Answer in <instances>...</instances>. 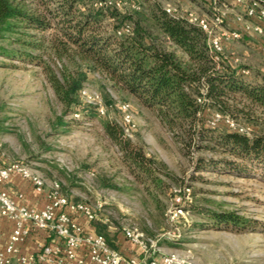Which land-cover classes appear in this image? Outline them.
Returning <instances> with one entry per match:
<instances>
[{
	"label": "rangeland",
	"instance_id": "obj_1",
	"mask_svg": "<svg viewBox=\"0 0 264 264\" xmlns=\"http://www.w3.org/2000/svg\"><path fill=\"white\" fill-rule=\"evenodd\" d=\"M124 1V11H132L134 4L139 3L147 11L149 4L144 0ZM159 1L166 7L201 14L211 11L206 0ZM228 9L237 12L240 8L231 5ZM221 10L227 9L222 6ZM26 30L34 35L28 38L43 44V48L27 50L50 62L59 74L65 64L73 68V62L60 60L54 54L52 37L56 30ZM8 36L0 38V45L18 48L20 45L14 38L22 36L21 33ZM225 53L241 58V67L251 71L247 78L264 82V53L260 49L251 50L242 41L230 40ZM84 87L107 108L106 115L65 114L64 105L41 65L0 54V158L23 160L36 167L47 179V187L59 181L62 193L69 199L84 201L95 209L97 217L88 223L112 242L123 238L124 227L135 225L148 236L164 233L160 240L162 252L177 250L198 264H264L263 169L254 165L245 173L222 163L211 164L223 158L239 159L219 149H200L177 140L154 109L115 87L100 71H88ZM124 101L131 104L136 123L132 140L143 142L147 154L164 162L170 172L160 173L161 186L138 178L123 160L119 147L106 135V120L122 125L120 102ZM206 111L205 118L209 119L215 110ZM228 115L239 130L264 134L263 110H257L251 117L243 112ZM214 127L231 129L224 121ZM207 142L211 144L208 140H200L199 144ZM203 157L207 163L200 165ZM104 180L116 187L104 185ZM185 182L191 185L194 199L186 216L172 223L167 216L172 189ZM206 209L235 211L251 220V224L245 227L216 224L203 214ZM178 234V239H170Z\"/></svg>",
	"mask_w": 264,
	"mask_h": 264
},
{
	"label": "trees",
	"instance_id": "obj_2",
	"mask_svg": "<svg viewBox=\"0 0 264 264\" xmlns=\"http://www.w3.org/2000/svg\"><path fill=\"white\" fill-rule=\"evenodd\" d=\"M95 1L0 0V38L11 33L22 35L14 38L18 48L0 45V54L41 65L65 114H99L96 105L82 99L81 90L88 71H100L115 87L154 109L177 140L200 149H219L239 159L223 158L211 164L222 163L245 173L254 165L264 170V134L213 127L205 118L206 107L198 102L205 89L207 107L230 115L243 112L251 117L257 110L264 111V82L240 74V68L229 58L215 62L206 34L184 18L169 14L159 0H144L149 3L147 11L140 3L139 8L124 11L112 6L98 7ZM128 25L130 32L118 34ZM26 29L56 30L52 37L54 54L60 60L73 62V68L65 64L59 74L50 62L27 50L43 48V44L28 38L34 35ZM104 129L137 177L161 186L160 173L170 174L166 164L148 155L144 143L126 136L117 122L106 120ZM200 140L211 144H199ZM203 163H207L204 157L199 164ZM103 183L116 187L108 180ZM203 214L216 224H251V220L235 211L206 209ZM108 241L114 247V242Z\"/></svg>",
	"mask_w": 264,
	"mask_h": 264
},
{
	"label": "built area",
	"instance_id": "obj_3",
	"mask_svg": "<svg viewBox=\"0 0 264 264\" xmlns=\"http://www.w3.org/2000/svg\"><path fill=\"white\" fill-rule=\"evenodd\" d=\"M124 0H96L98 7H117L123 9ZM239 7L235 13V21L240 27L230 28L227 23L226 9L229 6ZM210 14H201L194 10H181L175 6H165L166 11L176 18H184L189 23L198 26L207 37V44L213 60L217 63L229 58L234 66H238L239 73L245 76L250 74L249 68L241 67V58L236 55L228 56L225 53V45L230 40L241 41L251 33L261 38L260 49L264 53V25L253 21L264 20V0H209ZM134 7L139 6L134 4ZM130 32V26L118 30V34ZM82 98L96 105L100 115L107 113V108L100 100L93 97L85 87L81 90ZM209 99L206 90L198 96V102L205 109ZM123 112L122 127L126 136L133 138L136 123L131 112L129 102H120ZM202 111L200 112V114ZM226 122L231 129L250 134L249 130H239L228 114L215 110L208 122L216 126L219 122ZM13 174H20L29 180L34 189L39 193H46L47 202L42 208H33L21 202L22 193L14 196L9 191L0 188V215L10 218L14 227L6 247L0 251V264H12L13 256L19 252L18 244L22 242L30 232L31 227L43 228L52 232L49 243L44 244L40 250L28 254H18L20 264H198L177 250L162 252L160 240L163 234L148 236L135 225L123 228L127 239L136 243L142 250L143 257L126 256L113 247L107 238L95 231L88 232L84 226L76 220L78 215L84 216L91 222L97 217L95 209L84 201H73L62 193L59 181H54L47 187V179L34 166L23 160L6 161L0 158V183L8 180ZM194 196L192 187L188 182L175 186L172 189L171 205L167 210L170 222L176 223L189 212ZM101 206V204L99 205ZM180 234L170 237L178 239ZM85 248L86 255H80L79 251Z\"/></svg>",
	"mask_w": 264,
	"mask_h": 264
},
{
	"label": "crops",
	"instance_id": "obj_4",
	"mask_svg": "<svg viewBox=\"0 0 264 264\" xmlns=\"http://www.w3.org/2000/svg\"><path fill=\"white\" fill-rule=\"evenodd\" d=\"M206 1L209 2V0ZM235 13L236 12L234 10H229L228 8L226 10V18L228 17L227 23L230 28L240 27V25L235 21ZM253 21L259 22L264 25V20L254 19ZM241 41L244 42L251 50L260 49L261 38L254 32L251 33V35H248L246 39H243ZM244 53L248 55L249 52L247 49H245ZM0 188L9 191L14 196H17L18 193H22L23 198L19 200L21 202H24L29 207L42 208L47 202L46 193L37 192L31 182L22 177L20 174H13L8 180L0 183ZM76 220L84 226L86 231H94V227H92L88 223V221H85L82 215H78L76 217ZM13 227L14 222L10 218L0 215V251L6 247ZM52 236V232L47 229L37 228L34 226L31 227L30 232L26 236V238L18 244L19 252L13 256L12 264H20L17 259L18 254H28L40 250L44 244L51 241ZM114 247L126 256H144L140 247L136 243H133L132 241L127 239L125 235L123 236V238H120L114 242ZM79 254L81 256L86 255V249L82 248L79 251ZM87 264H89V262Z\"/></svg>",
	"mask_w": 264,
	"mask_h": 264
}]
</instances>
